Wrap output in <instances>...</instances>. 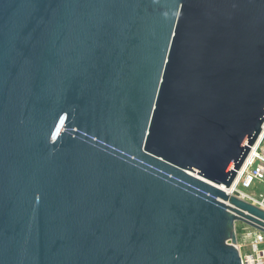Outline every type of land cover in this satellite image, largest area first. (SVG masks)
<instances>
[{"label":"water","instance_id":"1","mask_svg":"<svg viewBox=\"0 0 264 264\" xmlns=\"http://www.w3.org/2000/svg\"><path fill=\"white\" fill-rule=\"evenodd\" d=\"M263 124L264 0H0V264H243Z\"/></svg>","mask_w":264,"mask_h":264},{"label":"built area","instance_id":"2","mask_svg":"<svg viewBox=\"0 0 264 264\" xmlns=\"http://www.w3.org/2000/svg\"><path fill=\"white\" fill-rule=\"evenodd\" d=\"M257 183H264V124L259 139L238 171L232 185L233 190L228 193L264 210V192L255 196L246 191ZM234 230L237 237L235 246L240 252L242 263L264 264V231L242 221H235ZM231 241L229 239L230 243Z\"/></svg>","mask_w":264,"mask_h":264},{"label":"rangeland","instance_id":"3","mask_svg":"<svg viewBox=\"0 0 264 264\" xmlns=\"http://www.w3.org/2000/svg\"><path fill=\"white\" fill-rule=\"evenodd\" d=\"M246 191L249 194L258 196L260 192H264V183H257L256 186L246 189Z\"/></svg>","mask_w":264,"mask_h":264},{"label":"bare ground","instance_id":"4","mask_svg":"<svg viewBox=\"0 0 264 264\" xmlns=\"http://www.w3.org/2000/svg\"><path fill=\"white\" fill-rule=\"evenodd\" d=\"M231 187H232V186H231ZM231 187H230V188H227V190H226V191L230 193V192H231V190H233V187H232V189H231Z\"/></svg>","mask_w":264,"mask_h":264}]
</instances>
